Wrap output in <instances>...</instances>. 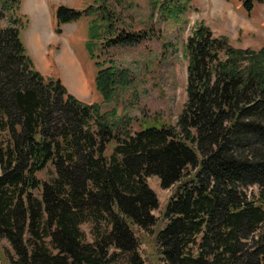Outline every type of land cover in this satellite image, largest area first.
<instances>
[{"label":"trees","instance_id":"trees-1","mask_svg":"<svg viewBox=\"0 0 264 264\" xmlns=\"http://www.w3.org/2000/svg\"><path fill=\"white\" fill-rule=\"evenodd\" d=\"M239 1L248 11L264 4ZM20 8L0 0V240L15 264H145L135 230L158 223L151 177L177 185L156 234L163 264H264V49L236 48L199 24L185 45L177 123L145 118L133 133L116 109L83 103L34 69ZM87 16L89 30L103 31L100 55L144 39L117 32L104 0L60 5L56 33ZM96 65V89L111 103L127 73L111 60Z\"/></svg>","mask_w":264,"mask_h":264},{"label":"rangeland","instance_id":"rangeland-1","mask_svg":"<svg viewBox=\"0 0 264 264\" xmlns=\"http://www.w3.org/2000/svg\"><path fill=\"white\" fill-rule=\"evenodd\" d=\"M117 17L115 28L143 36L132 46H116L108 51L100 42L103 31L89 30L91 17L63 24L56 34V9L60 5L82 11L95 0H21L19 15L26 27L22 42L33 62L34 69L45 79L59 80L69 94L86 104L98 103L103 111L116 109L131 132L139 131L145 118H160L175 125L187 101L188 58L185 45L199 24L210 28L217 37H226L229 43L242 49L260 52L264 49V4L254 3L251 10L239 0H104ZM7 25V21L3 26ZM25 39V40H24ZM32 52V56L30 50ZM50 52L46 53V49ZM107 55H104V54ZM42 54L43 64L35 58ZM94 56H93V55ZM102 56V57H101ZM95 57V59H94ZM39 59V58H38ZM111 60L127 73V86L111 103H104L96 89V63ZM68 62V64H67ZM70 65V66H69ZM81 78L77 92L73 75ZM78 74V75H77ZM85 88V89H84ZM83 91V95L79 94ZM110 145L106 154L112 153ZM49 180L50 173L39 174ZM148 184L156 193L159 208L154 212L158 223L145 231L136 229L139 252L145 264H163L156 243V234L167 223L166 205L177 189L161 187L158 178ZM257 193V188L251 189ZM87 240H93L90 225L82 226ZM1 264H15L16 255L6 240H0ZM117 264H127L122 259Z\"/></svg>","mask_w":264,"mask_h":264},{"label":"bare ground","instance_id":"bare-ground-1","mask_svg":"<svg viewBox=\"0 0 264 264\" xmlns=\"http://www.w3.org/2000/svg\"><path fill=\"white\" fill-rule=\"evenodd\" d=\"M67 64H68V62H67ZM70 66V65H69ZM78 75V74H77ZM73 77H74V81L72 82V85H74V88H76L77 90H79V91H77V92H80L81 90V88L85 85L82 81H81V78H79V75L78 76H76L75 74L73 75ZM81 82H82V87H80L79 85L81 84ZM85 89V88H84ZM79 94H81V95H83V91L81 92V93H79Z\"/></svg>","mask_w":264,"mask_h":264},{"label":"crops","instance_id":"crops-1","mask_svg":"<svg viewBox=\"0 0 264 264\" xmlns=\"http://www.w3.org/2000/svg\"><path fill=\"white\" fill-rule=\"evenodd\" d=\"M56 25H57V22H56ZM56 28V27H55ZM25 40V39H24ZM25 44L27 45V42L25 41ZM29 45V44H28ZM27 45V46H28ZM29 50H30V47L28 46ZM47 52H50L49 49L47 48L46 49V53ZM30 53H31V56H32V52L30 50ZM39 58V59H38ZM35 63L37 64V66H41L43 64V59H42V54H40V56L37 57V60L35 58Z\"/></svg>","mask_w":264,"mask_h":264}]
</instances>
